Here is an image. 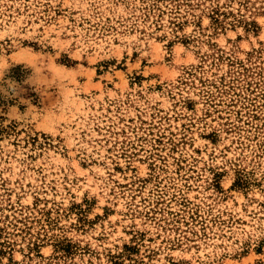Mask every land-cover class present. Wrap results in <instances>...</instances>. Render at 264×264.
Returning <instances> with one entry per match:
<instances>
[{"label": "rangeland", "instance_id": "obj_1", "mask_svg": "<svg viewBox=\"0 0 264 264\" xmlns=\"http://www.w3.org/2000/svg\"><path fill=\"white\" fill-rule=\"evenodd\" d=\"M0 264H264V0H0Z\"/></svg>", "mask_w": 264, "mask_h": 264}]
</instances>
